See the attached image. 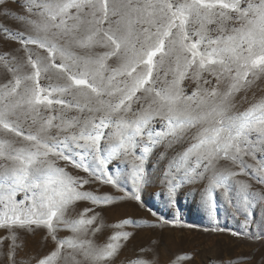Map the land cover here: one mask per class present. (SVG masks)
<instances>
[{
  "label": "snow or ice",
  "instance_id": "obj_1",
  "mask_svg": "<svg viewBox=\"0 0 264 264\" xmlns=\"http://www.w3.org/2000/svg\"><path fill=\"white\" fill-rule=\"evenodd\" d=\"M25 11L16 17L25 31H4L24 46L26 58L0 55L11 76L0 83V227H46L53 240L61 228L73 233L36 264H82L77 255L105 264L130 235L118 232L102 247L80 238L96 216L68 218L70 206L114 198L83 190L90 180L72 175L68 165L118 186L108 166L125 157L132 198L139 200L152 150L182 142L193 129V142L169 165V199L174 202L182 182L211 171L204 202L213 214L215 192L231 203L230 181L246 216L264 203V193L235 179L250 168L264 184V162L244 159L264 154V95L248 97L253 88L264 91L258 83L264 79V0H26ZM42 79L49 83L42 86ZM187 79L195 83L191 94L183 87ZM173 167L183 169L179 181ZM11 238L10 259L16 234Z\"/></svg>",
  "mask_w": 264,
  "mask_h": 264
},
{
  "label": "rangeland",
  "instance_id": "obj_2",
  "mask_svg": "<svg viewBox=\"0 0 264 264\" xmlns=\"http://www.w3.org/2000/svg\"><path fill=\"white\" fill-rule=\"evenodd\" d=\"M25 2L26 0H0V55L9 53L17 58H26L24 46L18 39L6 38L7 34L4 31V29L11 32L25 31L22 23L16 18L18 15H27ZM28 48L33 53L40 52L41 55H46L34 45H28ZM10 78V74L0 66V83ZM52 82H57L54 76ZM48 83L47 79L41 80L42 86ZM258 83L260 88H264V79ZM156 86L161 85L158 83ZM183 87L186 94H191L195 83L187 79ZM252 92H255L256 97L264 95V91L253 88L248 93L249 102L253 100ZM136 107L139 105H134V108ZM243 107H247V104ZM154 127L161 130V122H155ZM195 131L193 129L188 132L182 142L170 148L161 144L152 150L145 163L148 182L141 187L139 200L132 198L134 190L131 181L127 179L131 166L125 157L111 161L108 166L114 177L119 176L118 186L95 180L82 170L67 166V171L72 175L90 180L89 184L84 185L83 190L97 196L108 195L114 198L113 202L108 204L97 205L91 201L81 200L70 206L68 218L78 219L82 214L85 218L96 216L87 234L80 233V238L91 240L95 247H102L110 242L112 235L118 232L130 233L126 240H120L121 246L117 254L105 264H137L140 260L148 261L149 264H264V203H257L251 209L252 215L246 216L238 186L234 181L229 182L231 203L225 199L222 190L214 193L216 203L214 214L204 202V189L212 176L211 171L205 174L204 179L195 183L182 182L181 187L176 190L174 202L169 199L168 180L172 178L167 174L169 165L177 153L182 152L193 142L191 138ZM136 151L139 154L140 149ZM161 153L164 155L161 156ZM244 159L248 164L256 165L258 161L264 162V154L257 153L255 160L251 156ZM58 163L61 167L65 166L64 161ZM221 163L239 171V168L230 162ZM246 171L248 175H241L235 179L249 183L251 191L264 193V184L257 183L253 178L252 169ZM172 175L179 181L183 176V169L177 172L173 167ZM17 199H21V196L18 195ZM2 210L0 205V211ZM125 220H131L133 223L124 224ZM96 228H99V231L93 233L92 230ZM12 233L16 234L15 255L10 259L9 253L13 251ZM72 235L70 230L61 228L56 233L57 239L53 240L46 227L34 228L33 231L0 227V264H36L39 259L56 248L57 240ZM76 258L81 260L82 264H90L80 255ZM60 264H65V261L62 259Z\"/></svg>",
  "mask_w": 264,
  "mask_h": 264
}]
</instances>
